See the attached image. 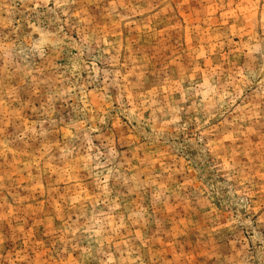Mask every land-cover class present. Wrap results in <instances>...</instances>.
<instances>
[{
    "label": "rangeland",
    "instance_id": "1",
    "mask_svg": "<svg viewBox=\"0 0 264 264\" xmlns=\"http://www.w3.org/2000/svg\"><path fill=\"white\" fill-rule=\"evenodd\" d=\"M0 264H264V0H0Z\"/></svg>",
    "mask_w": 264,
    "mask_h": 264
}]
</instances>
